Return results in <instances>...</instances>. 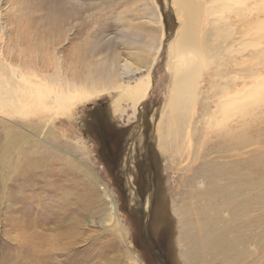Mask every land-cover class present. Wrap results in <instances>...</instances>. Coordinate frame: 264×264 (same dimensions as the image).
<instances>
[{
	"label": "rangeland",
	"instance_id": "rangeland-1",
	"mask_svg": "<svg viewBox=\"0 0 264 264\" xmlns=\"http://www.w3.org/2000/svg\"><path fill=\"white\" fill-rule=\"evenodd\" d=\"M260 1L264 19V0ZM121 22L135 23L159 39L163 33L165 43L178 26L170 0H0L4 31L0 46L13 56L21 53L26 61L36 55L37 64L47 63L50 73L56 64L68 78L79 72V81L85 57L97 55V61L119 54L127 59ZM261 35L264 38V28ZM167 64L161 51L153 67L148 63L138 74L121 79L133 84L153 73V96L137 117H131L125 104L124 114L113 113L115 96L106 94L80 105L66 118L51 113L0 118V264H139L133 255L140 264H185L173 207L182 203L191 171L161 153L155 135L171 78ZM263 68L264 64L262 79ZM251 126L248 133L255 135L259 127ZM141 127L143 135L137 137ZM112 136L115 148L104 149ZM135 138L141 148L146 143L148 153L137 154L131 177L124 158ZM13 144L6 160L4 149ZM137 168L134 184L139 197L127 186ZM102 184L116 199L125 237L117 220L104 221L108 212ZM152 190L150 209L145 210Z\"/></svg>",
	"mask_w": 264,
	"mask_h": 264
},
{
	"label": "bare ground",
	"instance_id": "bare-ground-1",
	"mask_svg": "<svg viewBox=\"0 0 264 264\" xmlns=\"http://www.w3.org/2000/svg\"><path fill=\"white\" fill-rule=\"evenodd\" d=\"M260 4V0H170L178 26L168 44L163 33L159 39L135 23L121 22L125 26L121 44L137 68L119 54L97 61V55L85 57L79 81V72L68 78L56 64L50 73L46 62L37 64L36 55L26 61L21 53L13 56L0 46V118L32 113L66 118L80 105L106 94L115 96L113 113L124 114L125 104L135 117L153 96V73L133 84L121 79L138 74L148 63L153 67L165 52L171 78L155 135L161 153L191 171L182 203L173 207L180 224L181 257L185 264H264ZM250 11L254 12L249 16ZM252 123L259 127L255 138L248 133ZM13 151L14 144L5 147L6 160ZM100 189L108 212L104 221L117 220L125 237L115 197L106 185ZM133 259L140 264L136 255Z\"/></svg>",
	"mask_w": 264,
	"mask_h": 264
},
{
	"label": "flooded vegetation",
	"instance_id": "flooded-vegetation-1",
	"mask_svg": "<svg viewBox=\"0 0 264 264\" xmlns=\"http://www.w3.org/2000/svg\"><path fill=\"white\" fill-rule=\"evenodd\" d=\"M142 132H143V130H142ZM141 132V137H142V135H143V133ZM135 136V135H134ZM134 136H131L132 138L134 137ZM131 138V139H132ZM134 139V138H133ZM141 139V138H140ZM144 142V141H143ZM139 144H140V141H139V139L138 138H135V141L134 142H132V140L130 141V144H129V146H128V148H127V152H126V156H125V158H124V167H125V170L126 171H132L131 172V177H132V174H133V169H134V167H133V165H134V160L135 159H137V156L138 155H147V153H148V149H147V147H146V143L145 144H142L143 146L145 145V147H143L142 146V148H141V145L139 146ZM115 146H116V137H108V140L106 141V146H105V144L103 145V148L104 149H110V148H115ZM132 146H134V151H132V150H130V149H132ZM112 148V149H113ZM138 154V155H137ZM144 155H143V157H144ZM142 159H144V158H142ZM136 166H137V160H136ZM133 167V168H132ZM128 169H130V170H128ZM138 168H137V171H136V173H134V178L131 180H128L127 181V186L129 185V184H131V186H133V187H131L130 186V188H129V190L131 191V193H132V195L134 194V192L136 193V195L139 197L140 195H139V192L140 191H138L137 190V188L135 187V184H134V182H135V175L136 174H138ZM153 194H154V192H153V190L151 191V193H149V195H148V197H147V199H146V203H145V210H149L150 209V205H151V200H152V198H153ZM140 199V198H139ZM141 201V200H140ZM157 257V256H156ZM161 258V257H160ZM159 258V259H160ZM158 262H159V260H158Z\"/></svg>",
	"mask_w": 264,
	"mask_h": 264
}]
</instances>
